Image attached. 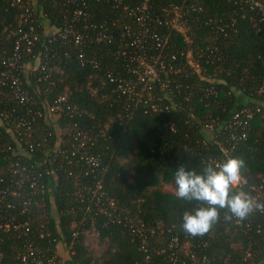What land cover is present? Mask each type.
Returning a JSON list of instances; mask_svg holds the SVG:
<instances>
[{
  "label": "trees",
  "instance_id": "16d2710c",
  "mask_svg": "<svg viewBox=\"0 0 264 264\" xmlns=\"http://www.w3.org/2000/svg\"><path fill=\"white\" fill-rule=\"evenodd\" d=\"M34 1H37L35 26L40 40L32 52L27 51L24 41L20 42V62L34 63L47 48L50 66L58 69L41 81L35 80L39 69L33 71L28 77L29 86L26 77H21L26 87L36 90L41 106L54 104L61 94L67 93L69 102L77 109L73 114H63L57 125H46L40 118L36 126L37 141L44 143L42 120L52 131L51 137L47 136L51 146L59 141L58 129L62 131L59 142L64 145L76 121L96 137L91 150L100 155L101 165L92 172L76 156L63 161L56 157L49 180L51 190L44 194L43 204L24 209L22 202L11 195L14 206H4L3 216L30 221L37 230L46 223L53 231L52 236L39 238L37 242L40 240L46 246L47 254L66 257L70 264H195L189 255L172 259L175 249L169 248L173 235L187 234L180 227L181 217L194 202L178 200L175 193L163 190L160 185L161 182L174 185L175 170L181 164L199 169L210 157L223 159L211 140V133L205 129V121L215 119L217 126L223 127L246 107L254 109V116L245 126L246 138L238 143L233 156L244 162L242 173L248 184L243 190L249 191L260 180L264 173V92H261L264 18L261 10L247 0H152L153 10L159 16H164V8L172 3L195 5L198 10L190 14V43L182 33L160 25L161 42L152 37L146 42L150 58L170 57L188 45L201 47L205 54L207 45L210 48L202 60L201 74L188 65L184 68L183 87L175 95L178 107L171 105L169 111L151 112L142 104L127 109L125 97L106 75L107 71H113L128 77L126 61L118 57L117 51L129 38L122 37L124 25L131 24L136 31L141 29L134 22L136 11L130 12L141 0H86V13L78 19L81 32L95 34L103 29L104 23H109V30L114 32L112 42L102 40L83 47L86 57L98 60L101 69L94 68L89 61L81 62L79 48L72 41L49 42L46 36L49 26L59 28L71 21L76 10L83 7V0ZM23 9L15 0H0V115L15 108L28 116L8 88L1 86L2 72L6 70L2 61L14 55L18 29H28L21 20ZM216 22L227 24L226 35L215 30ZM94 23L96 27L92 26ZM52 53H56L55 57L49 58ZM165 102L170 100L164 99ZM257 105L261 108L259 111L255 110ZM6 143L16 146L15 140L0 125V187L7 184L8 180L1 179L8 177L10 165L18 159V155L7 151ZM49 149L44 148V153ZM43 151L37 148L34 158L44 159ZM34 158L23 157L22 161L29 164ZM98 181L108 197L117 203V211H103L105 199L98 200L83 188L87 184L95 186ZM120 211L128 213L134 223L147 225L149 259L140 249L138 237L126 225L125 217L117 220L116 214ZM235 220L226 218L225 210H221L218 222L208 232L194 236L193 250L200 258L207 256L211 264H248L244 260L245 250L252 243V257L248 259H253L252 264H264V227L261 232L257 230L262 217L252 212L241 219V224ZM91 230L97 232L99 244L106 246L100 256L93 254L86 242V233ZM28 238L13 228L0 227V264H31V258L23 260V255L28 253L25 246Z\"/></svg>",
  "mask_w": 264,
  "mask_h": 264
},
{
  "label": "built area",
  "instance_id": "2783aa9c",
  "mask_svg": "<svg viewBox=\"0 0 264 264\" xmlns=\"http://www.w3.org/2000/svg\"><path fill=\"white\" fill-rule=\"evenodd\" d=\"M254 7L261 10L264 18V0H247ZM36 2L34 0H15L24 6L21 13V20L24 25L28 26L27 30L19 28L17 33L19 38L17 40L16 51L10 58H5L2 63L6 66V70L2 72L3 79H1V86L8 88L13 96L22 105V109L28 116L22 115L17 109H8L0 115V125L3 127L4 132L10 134V137L15 140L16 146L6 143L7 151H12L18 155L17 161L13 162L9 167V175L7 178L1 180H8L4 187H0V227L7 229H15L29 237L26 243V250L28 253L23 255V260L31 258V264H70L66 257H59V255L47 254L48 249L43 246L39 238L51 237L52 230L47 228L46 223H42L40 229H34L30 221L20 222L15 217L6 218L3 216V207H13L11 195L16 196L17 200L22 202L24 209L33 206H40L44 201V194L51 190L50 178L54 173V162L56 157L70 158L78 157L79 160H84L88 165V170L94 172L101 165L100 155L93 152L91 147L96 142V137L91 135L90 132L83 129L78 122L74 121L72 130L68 131V138L65 140L64 146L61 144L60 138L62 131L58 129L59 141L53 146L50 145V139L52 131L47 128V124L57 125L58 119L62 115L73 114L77 111L76 106L69 102L67 93L61 94L58 100L54 104H44L41 106L36 97V90L33 91L30 87L25 86L24 79L21 76H25L26 83L29 86L30 79L29 74L39 69L40 74L35 75V80L41 81L48 79L52 75L53 70L58 68L50 66L49 60H47L48 51H41L36 57L34 63L20 62V42L24 41L27 46V51L32 52L36 47V42L40 40L39 33L36 31L35 21L36 17ZM83 7L76 10L71 21L57 28L49 26L46 28V36L49 42L61 41L62 43L73 42L79 48V60L81 62L89 61L94 68L101 69L100 62L98 60H89L83 47L88 43L100 42L106 40L108 42L114 41V32L109 30V23L101 25L102 30L95 34L89 32H81L78 27V19L85 14L87 7V1L83 0ZM127 9V8H126ZM202 10V8H200ZM198 10L195 5H180L170 4L164 8V16L155 14L153 10L152 0H141L137 2L136 6L132 7V11L135 12L136 17L134 22L137 23L141 29L139 31L133 30L131 24L124 25V31L122 37L129 38L121 45V49L117 51L118 57H124L126 61V68L128 77L115 74L113 71H107L106 75L117 85V89L125 97L127 109L142 104L146 107V111L151 112H166L169 111L171 105L178 107V102L175 101L176 91L180 92L183 85L181 79L184 77L183 70L188 65L193 71L201 74L204 71L202 66V60L206 58L207 51L210 48L207 45L206 54L201 47H194L188 45L185 49L180 50L177 53H173L170 57L159 55L157 58H150L147 53V45L149 37H152L161 42L159 34L160 25H165L169 29H174L182 33L185 40L190 43L188 32L191 28L190 14L193 11ZM210 23L213 21L209 20ZM215 30L222 35L227 34V24H220L216 22ZM97 24H92L96 27ZM56 53H52L49 58L55 57ZM39 91V90H38ZM261 92H264V87L261 88ZM164 99L170 100V102L163 103ZM171 103V104H169ZM181 106V104H180ZM179 106V107H180ZM261 108L259 105L255 106V110L259 111ZM254 116V109L246 107L240 112H236L227 124L223 127H218L215 119L211 121L207 119L205 121L206 131L211 133L212 142L218 146L223 158L227 156H233L234 151L241 139L246 138L245 126L248 124ZM43 118L46 125L42 122V138L44 143L37 141L38 135H36L37 127L39 125V119ZM171 127L174 126L171 124ZM241 128V129H240ZM222 129V130H220ZM241 130V131H240ZM4 137V134H3ZM41 137V136H40ZM36 141V142H34ZM48 143V145H46ZM204 144L206 142L204 141ZM50 147V149L44 153V148ZM39 148L41 152L45 154L44 159H35V151ZM23 157L34 158V162L24 164ZM221 160L218 156L210 157L205 160L209 161ZM86 174H88V172ZM48 179L46 181V179ZM248 184L247 178L243 175L241 189H244ZM94 195L98 200L105 199L103 211L107 212L108 209L118 210V205L114 199L108 197L107 193L102 189L100 181L95 186L83 185ZM251 196L256 200H264V173L260 176V180L257 184L251 185L248 191ZM258 212L262 217V222L257 225L258 232H261L264 227V211ZM111 215V214H110ZM126 219V225L130 226L131 233L135 234L140 241V249L147 253L146 258H150L148 240L149 233L147 225L144 222L139 224L133 222V218L128 217V213L120 211L116 214L117 220L121 221L122 217ZM237 224H241V219H236ZM154 232V230L152 231ZM194 236L185 234L181 237L179 234H175L169 241V248H174L175 252L172 254V259L178 260L180 255L191 256L195 259V264H211L207 256L200 258L194 251L193 246ZM27 241V240H26ZM194 249V250H193ZM253 245L250 243L245 250L244 260L248 264L253 263L252 257ZM242 264V262L237 263ZM245 264V262L243 263Z\"/></svg>",
  "mask_w": 264,
  "mask_h": 264
},
{
  "label": "clouds",
  "instance_id": "9594fccd",
  "mask_svg": "<svg viewBox=\"0 0 264 264\" xmlns=\"http://www.w3.org/2000/svg\"><path fill=\"white\" fill-rule=\"evenodd\" d=\"M244 162L236 156L209 161L196 169L181 164L174 174L176 199L194 202L181 217L180 227L191 235H203L218 222L221 210L226 218L244 219L264 211V200H256L240 188Z\"/></svg>",
  "mask_w": 264,
  "mask_h": 264
},
{
  "label": "rangeland",
  "instance_id": "374dc122",
  "mask_svg": "<svg viewBox=\"0 0 264 264\" xmlns=\"http://www.w3.org/2000/svg\"><path fill=\"white\" fill-rule=\"evenodd\" d=\"M160 188L175 193V186L172 185L171 183L161 182ZM86 236H87L86 242L89 245L90 250L96 256H100L104 252L106 246L99 244V238L97 232L95 230L88 231L86 233ZM63 254L67 255V252H63Z\"/></svg>",
  "mask_w": 264,
  "mask_h": 264
}]
</instances>
